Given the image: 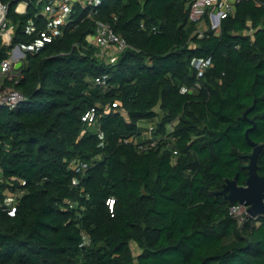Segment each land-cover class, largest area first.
Wrapping results in <instances>:
<instances>
[{
	"label": "trees",
	"instance_id": "1",
	"mask_svg": "<svg viewBox=\"0 0 264 264\" xmlns=\"http://www.w3.org/2000/svg\"><path fill=\"white\" fill-rule=\"evenodd\" d=\"M190 1L100 0L44 42L34 0L22 14L0 0L14 26L0 62L35 44L5 82L25 100L0 108L3 177L25 182L14 215L0 210V264H264V217L238 224L215 195L245 184L249 121L264 177V0H237L200 38ZM97 21L129 45L111 63L94 57Z\"/></svg>",
	"mask_w": 264,
	"mask_h": 264
},
{
	"label": "built area",
	"instance_id": "2",
	"mask_svg": "<svg viewBox=\"0 0 264 264\" xmlns=\"http://www.w3.org/2000/svg\"><path fill=\"white\" fill-rule=\"evenodd\" d=\"M18 2L15 12L22 14L25 12L27 4L33 0H16ZM237 0H191L188 4V21L197 25L195 35L199 38L203 36L205 31H218L219 23L222 19L232 14L234 3ZM100 0H34L35 5L41 7V14L45 16L47 21L46 31L40 33V38L44 42H50L53 37L61 34V27L66 26L69 22V16L74 8L87 10L91 13L92 8L97 5ZM21 10H18L19 8ZM8 6L0 2V40L4 47H10L11 38L14 32V26L10 23L7 17ZM207 19V20H206ZM94 48V57L106 62H113L116 57L125 49L129 48L126 40L112 31L109 25L103 22H95L94 35L91 43ZM35 44L25 48L15 46L8 51V58L0 62V108L8 111L15 110L24 100L25 97L16 90L13 86L5 84L12 82L15 84L20 77L15 64L21 62L26 52H32ZM208 61L195 60L192 63L197 71V76L202 75V71L208 67ZM106 75H102L94 79V84L98 87L106 85ZM116 104H112L115 108ZM109 108H106L104 113H108ZM97 114L96 109L91 108L86 111L81 120L87 124H94ZM171 124L167 126L168 131L171 129ZM151 128H149V131ZM167 131V132H168ZM74 164V163H72ZM85 167V165H82ZM72 168H75L72 165ZM76 171L78 169L75 168ZM15 183L21 186L25 182L18 181L15 177L4 178L0 167V184H5L0 194V210L8 216H13L17 207V199L20 195L19 188ZM112 202H109L111 205ZM245 207L242 205H234L230 207L229 214L235 217L238 224L242 223L247 217Z\"/></svg>",
	"mask_w": 264,
	"mask_h": 264
},
{
	"label": "water",
	"instance_id": "3",
	"mask_svg": "<svg viewBox=\"0 0 264 264\" xmlns=\"http://www.w3.org/2000/svg\"><path fill=\"white\" fill-rule=\"evenodd\" d=\"M22 66L21 62L15 64V68L19 69ZM250 108L244 113L246 118ZM252 125L245 133V139L252 152L247 155L248 163L245 166L247 170V178L244 185H238L237 176L231 180H226L223 184L222 190L215 195H221L230 203H237L244 206L246 217L256 218L258 216L264 217V177L257 173V160L263 149L262 144H257L249 138V132L253 129V121H249Z\"/></svg>",
	"mask_w": 264,
	"mask_h": 264
},
{
	"label": "bare ground",
	"instance_id": "4",
	"mask_svg": "<svg viewBox=\"0 0 264 264\" xmlns=\"http://www.w3.org/2000/svg\"><path fill=\"white\" fill-rule=\"evenodd\" d=\"M22 8L20 7L19 10H21Z\"/></svg>",
	"mask_w": 264,
	"mask_h": 264
},
{
	"label": "crops",
	"instance_id": "5",
	"mask_svg": "<svg viewBox=\"0 0 264 264\" xmlns=\"http://www.w3.org/2000/svg\"><path fill=\"white\" fill-rule=\"evenodd\" d=\"M230 1H234V0H230Z\"/></svg>",
	"mask_w": 264,
	"mask_h": 264
},
{
	"label": "rangeland",
	"instance_id": "6",
	"mask_svg": "<svg viewBox=\"0 0 264 264\" xmlns=\"http://www.w3.org/2000/svg\"><path fill=\"white\" fill-rule=\"evenodd\" d=\"M92 40V39H91ZM23 59V58H22Z\"/></svg>",
	"mask_w": 264,
	"mask_h": 264
},
{
	"label": "clouds",
	"instance_id": "7",
	"mask_svg": "<svg viewBox=\"0 0 264 264\" xmlns=\"http://www.w3.org/2000/svg\"><path fill=\"white\" fill-rule=\"evenodd\" d=\"M19 10V9H18Z\"/></svg>",
	"mask_w": 264,
	"mask_h": 264
}]
</instances>
